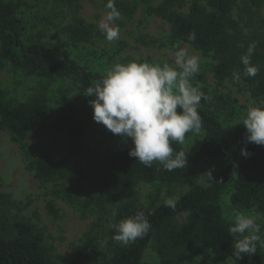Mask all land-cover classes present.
Segmentation results:
<instances>
[{
    "label": "trees",
    "instance_id": "trees-1",
    "mask_svg": "<svg viewBox=\"0 0 264 264\" xmlns=\"http://www.w3.org/2000/svg\"><path fill=\"white\" fill-rule=\"evenodd\" d=\"M149 1L146 12L166 20L172 44L188 43L202 54L210 55L215 60L212 74L217 82L226 80L243 85L252 102L264 101V27L253 25L259 21L258 10L264 6V0H243L241 6L238 0H191L187 13L173 10L184 0ZM116 4L127 15L134 10V5L115 0ZM236 6L238 17L234 18L232 11ZM63 30L72 42L88 41L95 34L94 27L79 15ZM193 31L196 39L189 40ZM24 32L25 24L17 14L16 4L0 0V73L9 63L26 76L67 80L82 94L104 77L105 74L79 64L67 49L49 46L40 39L27 40ZM251 42L257 44L252 63L260 69L255 77L244 75L240 60ZM234 71L240 72V83L233 81ZM232 104L229 95H212L210 100H203L198 108L203 122L200 144L188 152L181 144L172 142L175 152H188V166L171 172L159 162L146 167L129 156L130 138L109 137L85 144L86 127L74 107L64 105L49 116L43 91L14 102L7 99L0 86V129L8 131L21 146L27 137L59 136L61 140L55 147L28 158L29 169L41 183L68 182L67 186L53 189V194L71 203L78 201L82 209L95 207L102 215L107 212V206L114 207L113 235L112 226L121 219L141 208L146 214L151 210L152 227L148 234L128 245H118L98 264H149L142 260L149 243L158 256V264H187L190 254L201 255V260L194 264H214L228 259L235 264H264V246L260 244L255 253L235 258V239L228 231L233 222L223 215L221 195L228 189L232 209L254 210L264 217V146L247 142V133L238 125L222 122L221 112ZM242 148L247 149V156L241 154ZM230 149H236L240 156L231 159L212 176L213 180L184 192L174 210L164 202L144 206L135 195L134 187L139 182L170 187L192 184L200 160L224 157ZM12 205L15 204L8 194L0 192V264H54L56 258L44 243L42 233L29 221L5 212ZM45 207L50 214L57 215L52 200ZM57 260L61 264H91L82 246L76 248L71 258L58 256Z\"/></svg>",
    "mask_w": 264,
    "mask_h": 264
},
{
    "label": "rangeland",
    "instance_id": "rangeland-1",
    "mask_svg": "<svg viewBox=\"0 0 264 264\" xmlns=\"http://www.w3.org/2000/svg\"><path fill=\"white\" fill-rule=\"evenodd\" d=\"M16 4L17 14L25 24L24 38L40 39L49 46L67 49L71 56L86 68L105 74L106 70L116 63H127L132 60L148 63L174 64L176 45L172 44L169 25L166 20L146 12L149 0H117L118 2L134 5L132 14L127 15L118 5L121 18L114 24L106 19L107 0H73L63 2L59 0H9ZM191 0H184L182 4L173 7V10L187 13ZM243 0H238L242 5ZM154 4L157 2L154 1ZM81 16L95 29V34L88 41L72 42L64 32V27L72 22L74 16ZM232 15L238 17L237 6ZM259 21L253 25L263 24L264 6L258 10ZM119 26V38L109 42L102 30V24ZM248 28H244L246 32ZM181 47L187 48L201 58L200 72L194 77L193 83L202 85V91L212 95H229L233 99L231 107L224 109L220 119L224 124H237L245 115L247 108L253 102L249 91L243 85H233L228 81L217 82L212 74L215 60L210 55L202 54L188 43L179 42ZM0 86L7 99L14 102L21 101L28 95L43 91L48 103L49 116L55 114L62 106L74 107L77 115L84 121L86 133L85 144H94L109 137L116 138L104 125L93 119V109L89 103L90 96L79 93L67 80H47L26 76L19 70L6 63L0 73ZM203 100L201 101V105ZM256 104L264 105L263 102ZM244 132L242 123L237 124ZM201 133L186 134L182 147L193 152L201 141ZM59 136L39 135L27 137L24 144L14 141L10 133L0 129V192L6 193L15 204L5 212L12 217L24 219L32 223L42 233L44 243L55 256L54 264H61L58 256L71 258L76 248L82 246L87 254L88 262L98 264L109 257L111 251L121 243L112 239L111 220L114 207L107 206V212L100 214L95 208L82 209L78 201L71 203L60 196L53 194V189L67 186L61 181L39 182L27 165L28 158L35 157L46 148L55 147ZM24 148V149H23ZM236 149H230L224 157H208L200 160L195 169L192 184L170 187L158 183L139 182L134 192L144 206L153 203H162L168 198H178L194 185H205L200 175L211 171L216 175L231 159L239 157ZM62 185H61V184ZM58 185V186H57ZM85 197L82 194L81 199ZM52 200L57 207V215L50 214L45 205ZM221 204L224 217L233 222L237 213L231 208L229 191L226 189L221 195ZM256 218L261 225L260 235L264 238V217L254 210L241 211ZM142 260L149 264H158V256L149 243L144 250ZM201 260V255L190 254L187 264H194ZM214 264H235L228 259ZM251 264V263H247Z\"/></svg>",
    "mask_w": 264,
    "mask_h": 264
},
{
    "label": "clouds",
    "instance_id": "clouds-1",
    "mask_svg": "<svg viewBox=\"0 0 264 264\" xmlns=\"http://www.w3.org/2000/svg\"><path fill=\"white\" fill-rule=\"evenodd\" d=\"M105 7L108 22L114 24L121 18L115 0H107ZM101 27L109 42L119 38L118 25L109 26L106 23ZM188 39L195 40L196 33H189ZM175 47L174 64H150L137 60L116 63L84 94L94 97L89 103L95 122L104 125L114 135L131 139L129 156L146 167L159 162L169 172L188 166V152H175L172 142L183 145L186 134L198 135L201 132L203 122L198 108L202 100L211 99L202 91L199 82L193 83L200 72L201 58L179 44ZM256 47V42H251L240 57L245 76L255 77L260 70L251 59ZM232 77L235 83L241 82L239 71H234ZM240 123L246 128L247 142L264 146V105L255 102L249 105L237 124ZM241 154L247 156L249 153L242 148ZM199 178L205 183L213 180L211 171ZM177 202L178 198H168L164 205L174 210ZM150 215L151 210L146 214L141 208L134 215L121 219L112 226L115 230L112 239L123 245L142 239L152 227ZM228 231L235 239L236 259L255 253L257 244L264 246L261 225L251 215L237 212Z\"/></svg>",
    "mask_w": 264,
    "mask_h": 264
}]
</instances>
